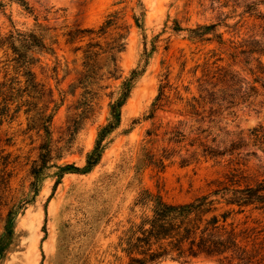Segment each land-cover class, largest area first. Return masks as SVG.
I'll list each match as a JSON object with an SVG mask.
<instances>
[{
  "label": "rangeland",
  "instance_id": "374dc122",
  "mask_svg": "<svg viewBox=\"0 0 264 264\" xmlns=\"http://www.w3.org/2000/svg\"><path fill=\"white\" fill-rule=\"evenodd\" d=\"M1 1L0 234L8 211L16 213L13 239L0 264H128L126 240L132 223L140 222L142 210L134 205L141 193L187 202L236 182L230 170L246 160L247 179L241 186L260 179L264 155L252 143L241 149L250 156L230 166L202 157L187 166L181 161L186 149L193 151L188 142L195 137L208 142L225 133L246 137L264 127V74L259 73L264 56L258 64L257 54L241 55L239 48L244 41L261 39L264 0H24L31 13L14 0ZM107 20L110 26L97 34ZM211 25L201 38L190 32ZM90 29L92 34L84 32ZM17 33H35L45 49L23 46ZM87 55L94 58L88 67ZM196 67L197 76L214 67L230 68L258 95L215 123L185 119L177 113L179 106L159 109L151 117L166 75L170 83L185 85ZM132 71L139 74L119 126L103 141L99 162L90 172L70 170L60 177L57 166L85 167L109 118L108 104ZM52 112L50 153L43 159L41 122ZM179 121H185L180 129L188 138L169 144L165 133ZM161 157L163 169L154 164ZM221 197L210 196L220 202L214 204L215 215L222 220L227 213V230L234 228L239 244L264 264V209L227 207V196ZM236 262L195 259L184 264Z\"/></svg>",
  "mask_w": 264,
  "mask_h": 264
},
{
  "label": "trees",
  "instance_id": "16d2710c",
  "mask_svg": "<svg viewBox=\"0 0 264 264\" xmlns=\"http://www.w3.org/2000/svg\"><path fill=\"white\" fill-rule=\"evenodd\" d=\"M14 1L25 11L31 13L30 7L24 0ZM2 4L0 0V7L3 6ZM110 24L111 22L107 20L106 26L102 25L97 34H104L106 27H109ZM213 27L212 25L198 26L190 32L193 37L201 38ZM176 30L179 31L177 28ZM84 32L92 34L94 31L90 29ZM17 35L21 37L20 42H23V46H27L28 43L32 48L45 49V43L35 33L28 35L17 33ZM23 36L27 38H23ZM69 36L73 38V33H69ZM10 37L14 39V36L11 35ZM14 44L11 48L13 51L15 49ZM1 46H3V42L0 41ZM239 48L241 55L257 54L256 61L261 64L260 58L264 56V27L260 40L244 41ZM85 59V66L88 67L94 58L87 55ZM112 62H114L113 71H116V59L112 58ZM197 68L188 72L191 79L185 85L170 83L167 80L169 73L166 75V81L160 84L158 94L154 99L151 117L159 109L179 106L177 113L185 119H194L197 123H203L207 119L208 122L215 123L225 116L232 115L236 106L248 103L258 95V90L252 83L230 68L214 67L202 71L200 76H197ZM183 72L184 67L180 74ZM259 73L260 75L264 74V69H261ZM138 74L137 71H132L131 77L121 82L117 98L109 102V118L106 125L100 128L94 148L87 154L85 167L78 169L70 165L57 166L60 177L70 170L83 173L90 172L99 162L104 150L103 141L119 126L121 109L130 96L132 83ZM261 87L264 88V77ZM10 89L12 90V88H8V90ZM54 108L53 111L57 109V106ZM52 117L53 112L50 116H44L43 122H41V127L46 135V140L40 147L44 152L41 154L43 159L47 158L50 153L48 143L51 140L49 125ZM184 122L179 121L171 128L170 132L165 133L169 135V144L179 145L187 140L188 137L180 129ZM249 143L256 146L264 155L263 126L252 129L246 137L242 133L236 135L225 133L222 138L215 135L210 142L201 139L199 136L195 137L188 142V146L193 148V151L188 154V149H186L185 158L181 164L187 166L197 163L198 159L202 157L214 161L216 165L225 163L224 165L230 166L242 156H250L249 153L241 152L242 147H246ZM251 156L256 157V154L252 153ZM154 164L163 169V157L154 159ZM236 165L239 167L230 170L229 177L231 179L238 177V180L236 182L230 181L232 182L230 185H224L211 194L215 196L222 194L221 198L227 196L223 199V203L227 207L236 206L243 209L254 206L255 209H264V158L263 165L259 167L261 170L259 171L260 179L256 180L255 185L245 183L244 186H241V180L247 179L243 173L247 170L248 160L241 164L237 162ZM31 188L34 189V192L36 191L35 181L31 183ZM211 194L196 196L190 201L178 203L169 202L160 195H152L149 192L141 193L134 205V208L139 207L142 210L140 222L138 224L132 223L126 240L125 252L129 257L128 264H159L167 260L184 264L195 259H215L217 262L229 259L230 261L236 260V264H259L260 262L255 261L252 252L250 253L239 244L235 229L230 227L227 230L226 226H231L226 223L227 213L221 215L222 220L215 215L218 209L214 204L220 202L209 200ZM16 208L21 209V206ZM15 213L16 211L11 209L5 218L3 232L0 234V260L6 255L13 239Z\"/></svg>",
  "mask_w": 264,
  "mask_h": 264
}]
</instances>
